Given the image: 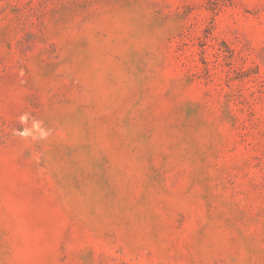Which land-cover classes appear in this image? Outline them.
Returning <instances> with one entry per match:
<instances>
[{
  "label": "rangeland",
  "instance_id": "374dc122",
  "mask_svg": "<svg viewBox=\"0 0 264 264\" xmlns=\"http://www.w3.org/2000/svg\"><path fill=\"white\" fill-rule=\"evenodd\" d=\"M0 264H264V0H0Z\"/></svg>",
  "mask_w": 264,
  "mask_h": 264
}]
</instances>
